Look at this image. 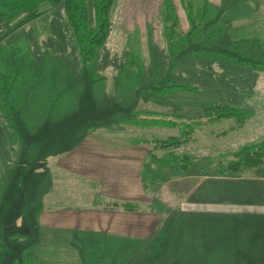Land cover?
I'll use <instances>...</instances> for the list:
<instances>
[{"label": "rangeland", "instance_id": "374dc122", "mask_svg": "<svg viewBox=\"0 0 264 264\" xmlns=\"http://www.w3.org/2000/svg\"><path fill=\"white\" fill-rule=\"evenodd\" d=\"M169 1L173 18L163 16V0H116L108 36L87 61L76 51L62 4L1 39L14 22L2 15L8 7L0 0V74L22 72L13 94L10 85L0 87V264H34L40 247L52 264H264V167L215 176L237 162L241 147L264 141V68L238 60L264 58V46L257 47L264 26L233 27L232 17L197 0L190 21ZM166 84L196 91L158 94ZM203 106L236 112L210 121L198 115ZM144 113L177 125L128 122ZM172 137L179 145L163 147ZM106 148H123L124 160ZM153 148L157 157L190 154V170L168 172L147 192L132 176L114 185L117 166L124 164L121 176L132 175L136 159L126 158L141 157L145 166ZM77 189L138 199L134 213L154 214L157 226L141 227V237L130 240L76 231L88 215L85 204H73ZM182 202L199 216L168 217ZM59 231H70L72 240L61 242Z\"/></svg>", "mask_w": 264, "mask_h": 264}, {"label": "trees", "instance_id": "16d2710c", "mask_svg": "<svg viewBox=\"0 0 264 264\" xmlns=\"http://www.w3.org/2000/svg\"><path fill=\"white\" fill-rule=\"evenodd\" d=\"M182 2L187 9L191 21V17L195 14H198V12H196L197 8H194V4H197V2H195V0H182ZM4 3L8 7V11L6 13L2 12V15H7L10 18V24H12L13 22L14 23L11 26L10 31L6 32L1 37V39H4L8 35H11V33L15 32L17 29H20L21 27L26 26L29 23H32L46 16V14L49 13V10L51 8L62 4L66 15V21L70 28L71 38L73 44L75 45L76 51L78 50L80 55L84 57L87 61H91L96 56L97 50L104 44L105 39L108 36L110 30L109 28L111 13L114 9L116 0H4ZM169 14L171 18L174 17V6L169 0H164L163 16L167 17V15ZM195 29L196 27H193V29H191L189 37L194 34ZM166 37L170 38L169 35H167ZM184 39V41H187L186 37ZM247 40L250 39L248 38ZM259 44L263 47L264 40H261L258 43L257 47L261 48ZM245 57L247 58L238 60L251 65L259 64L260 68H264V58L260 57V54L252 53L251 55ZM19 73L20 74L17 76V78L16 76H14L12 69H10L8 74L5 76H2L0 74V87L6 84L10 85L8 93L10 95L13 94L12 86L16 84L18 82L19 77L22 76V72ZM171 85L168 86L166 84V86L160 88L156 92L158 94H171L175 90L187 92L196 91L195 88L190 86ZM4 102L5 101L3 100L2 103L4 104ZM0 108L5 107H2L0 103ZM202 112H204L203 116L200 113L198 114L200 118L205 117L206 119L213 121L228 116H233V114L236 112V108L228 107L221 110L219 107L216 108L211 106H203ZM137 113L140 114L139 112ZM242 113L244 114V112ZM144 114L148 116L144 117L141 115V117H136L137 115H134L129 118L128 122L135 126H144V123H146V125L149 126L157 125L166 128L174 127L177 125L176 122L173 120L159 118L161 117V114L159 113H152V117H150L148 113ZM244 115H246V113ZM178 118H181V116H178ZM194 119L197 118H189L188 120L194 121ZM244 120H246V118L243 119V121ZM171 139L175 140L174 137H172ZM176 143H178L179 145L180 142L178 140H175V142L172 143L167 142V140H165L162 146H169L171 148L177 147V145H175ZM155 150L156 148H153V151L148 152L147 156L150 158V160H152V162H147L149 165L146 163L142 170V181L146 191L149 190V187H151L150 184L152 182H158V178L160 179L162 177H167L169 174L168 172L171 173L168 177H177L181 172H188L194 160L190 154H176L173 150L164 153L163 156L157 157ZM233 156L237 157V162H230V164H228L226 167H220L216 171L217 175L215 176L231 177L235 176V174H238V172H240L241 169L244 168L251 169L264 167V141L258 144L245 145L241 147L238 151H236ZM153 164L155 165V170H152ZM208 169L206 167L204 169V172ZM111 206L122 207L126 210H132L135 207L131 203L122 204L117 202L112 203ZM61 237L67 239H63V241L61 242L67 243L69 240H72V236L68 232L65 233L61 231L58 235V238L60 239ZM60 245H62L61 247H64L63 244ZM43 249V247H40L38 250H35V260H32L34 261V264H52L47 260V253ZM60 249L68 250L67 248Z\"/></svg>", "mask_w": 264, "mask_h": 264}, {"label": "crops", "instance_id": "0c3cea01", "mask_svg": "<svg viewBox=\"0 0 264 264\" xmlns=\"http://www.w3.org/2000/svg\"><path fill=\"white\" fill-rule=\"evenodd\" d=\"M164 1V0H163ZM176 2L181 6L182 9L185 10L186 18L188 17V12L186 7L184 6L182 0H173V2ZM199 3L203 4L204 7L207 6L208 8H212L215 11H219V13L224 15H229L232 17L231 24L233 27L235 26H242L247 24L254 23L256 26H259L258 28H262L264 26V0H197ZM172 2V1H171ZM174 6V4H173ZM242 10H246V13H240ZM248 11V12H247ZM175 12V7H174ZM251 16V21L249 18H246L247 16ZM163 17V16H162ZM188 19V18H187ZM232 27V26H231ZM261 31V29H260ZM133 149V148H132ZM106 151L109 153H116L118 155L119 152H121V161L124 160V153H122L123 148H106ZM133 151V150H132ZM148 154V153H147ZM129 159L128 161H132L133 159H136L134 161V173L131 174H125L123 172L121 176L122 170H125L124 164H120V166H117V168L114 170L113 175L116 176L114 178V185H117V183L120 182L122 184L125 182V179H128L132 176L138 183L141 182V188L142 191L147 192L143 186L142 181V170L144 167V160L141 159V157L135 158L129 157L126 158ZM114 160H119V157H116ZM115 164H118V161H112ZM142 162V163H141ZM135 165L136 168L138 166L137 171H135ZM263 169V167H261ZM91 176V175H90ZM123 177L124 179L121 181L119 178ZM95 179V178H93ZM89 181V179H88ZM91 182V181H89ZM81 183V182H80ZM92 184H87L89 186H93L96 183L91 182ZM82 184V183H81ZM119 184V185H120ZM118 185V187H119ZM86 186V185H85ZM141 190V189H140ZM77 191H81L78 190ZM76 192V191H75ZM113 192V191H112ZM121 195H123L122 190H120ZM76 193H74L72 196L75 198V201H73V204H75L77 207H82L83 204H85V209L88 207V210L85 212H88L87 217L84 220L86 225H84V228H81V226L76 228V231L82 230L81 232H84L86 234L92 233L94 236H100L101 239H133L135 237L140 238L141 234V227L143 228H149V227H156L154 220L151 218L154 216V214H137L134 213L137 211L138 203L136 202L138 199L134 201L133 197H119L118 193L110 194V195H104L103 193H97L94 195L93 193H90L89 195H86L85 192H80L78 196H75ZM128 195H131L127 193ZM105 198V200H103ZM85 201V202H84ZM131 203L135 207L132 210H126L122 207H113L111 206L112 203ZM177 212V215L175 217H196L199 216L200 212L198 210H189L187 208H183V202L181 203V209L179 211H176V209H172V211L168 212L167 216L171 217L173 216V213ZM128 212V213H125ZM204 212V211H202ZM201 212V213H202ZM126 215H134L131 216V218L127 221L123 219ZM138 215L140 218H138ZM141 216H144V218H148L146 220H143L144 218H141ZM120 217L122 219L120 220ZM79 223L80 220H78ZM208 227V226H207ZM61 232V231H59ZM62 232H70V231H62ZM72 234V233H70ZM73 235V234H72ZM107 236V238H106Z\"/></svg>", "mask_w": 264, "mask_h": 264}]
</instances>
